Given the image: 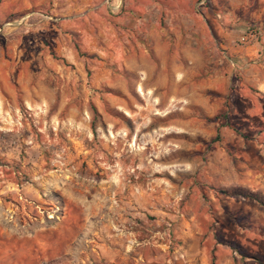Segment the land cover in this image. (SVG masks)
<instances>
[{
	"label": "rangeland",
	"instance_id": "374dc122",
	"mask_svg": "<svg viewBox=\"0 0 264 264\" xmlns=\"http://www.w3.org/2000/svg\"><path fill=\"white\" fill-rule=\"evenodd\" d=\"M25 1H18L20 12L0 14V231L40 242L53 232L59 247L60 230L77 232L66 247L68 263L78 264V249L95 238L129 253L162 243L188 202L195 210L218 200L238 211L251 206L252 189L220 185L216 171L218 151L235 162L242 137L227 125L247 128L243 105L203 87H180L173 98L171 69L169 86L157 88L161 63L148 57L147 77L139 48L112 29L109 16L84 31L29 32L25 17L42 7L25 10ZM203 218L205 231L220 224L215 217L208 227ZM222 241L248 256L237 245L245 239ZM36 251L45 253L37 244Z\"/></svg>",
	"mask_w": 264,
	"mask_h": 264
},
{
	"label": "crops",
	"instance_id": "0c3cea01",
	"mask_svg": "<svg viewBox=\"0 0 264 264\" xmlns=\"http://www.w3.org/2000/svg\"><path fill=\"white\" fill-rule=\"evenodd\" d=\"M18 1L5 0L0 14L20 12ZM24 4L25 10L42 7L25 17L24 28L29 32L36 27L43 31L66 32L73 28L84 31L91 22L98 26L103 24L102 17L109 16L110 24L115 26L112 29L130 37V47L139 48L147 77L149 58L161 63L165 73L157 88L169 86L167 72L171 69L173 98L178 96L180 87L188 92L191 87H203L204 92L230 94L237 104L243 105L249 117L247 128L235 125L242 137L237 141L235 162L229 160L228 151H218L217 157L223 161L216 171L220 185L232 182L239 191L245 186L252 189L250 207H240L238 211L231 202L218 200L209 204L213 211L206 205V210H195L188 202L181 214L175 211L174 231L172 235L169 231L168 236H161L162 243L138 246L129 253L125 249L107 248L95 238L91 248L78 249V264H101L102 260L106 262L103 264H264V0H26ZM252 28L259 32L258 40L242 45V35ZM0 53L3 66L1 41ZM196 78H202L203 82L196 83ZM4 110L0 98V117ZM200 214L205 225L209 221L208 227L218 217L219 226L205 231L197 220ZM62 220H67V215ZM241 221H245V228ZM52 233H44L40 242L36 235L21 240L18 231L1 230L0 252L4 255L1 263L70 264L66 245L78 233L60 230L58 245H63V250L53 245ZM228 238L245 239L237 245L248 256L222 243ZM191 239L195 240L192 247L188 246ZM204 239H207L205 247H197ZM176 240L183 242L175 246ZM36 244L45 249L43 256L36 251Z\"/></svg>",
	"mask_w": 264,
	"mask_h": 264
},
{
	"label": "built area",
	"instance_id": "2783aa9c",
	"mask_svg": "<svg viewBox=\"0 0 264 264\" xmlns=\"http://www.w3.org/2000/svg\"><path fill=\"white\" fill-rule=\"evenodd\" d=\"M258 38L259 32L256 29L252 28L242 35L240 43L242 45H251L253 42L257 41Z\"/></svg>",
	"mask_w": 264,
	"mask_h": 264
},
{
	"label": "trees",
	"instance_id": "16d2710c",
	"mask_svg": "<svg viewBox=\"0 0 264 264\" xmlns=\"http://www.w3.org/2000/svg\"><path fill=\"white\" fill-rule=\"evenodd\" d=\"M228 125H230V124H228ZM230 127L240 134V131L238 129H236L235 127H232L231 125H230Z\"/></svg>",
	"mask_w": 264,
	"mask_h": 264
}]
</instances>
